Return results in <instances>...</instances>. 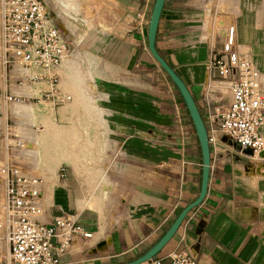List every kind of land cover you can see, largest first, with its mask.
<instances>
[{"label": "crops", "instance_id": "obj_1", "mask_svg": "<svg viewBox=\"0 0 264 264\" xmlns=\"http://www.w3.org/2000/svg\"><path fill=\"white\" fill-rule=\"evenodd\" d=\"M247 2L244 20L239 0L236 31L239 21H245L249 40L241 42L249 46L264 76V0ZM118 3L127 27L121 35L109 37L104 49L106 62L102 69L95 70L103 77V118L110 125L106 134L114 151L110 161L114 170L109 180L112 188L101 205L81 202L78 181L68 176L43 191L47 204L45 221L53 214H76L92 233V238L79 241L70 254L61 257L65 264L123 263L135 259L199 192L200 167L194 163H159L155 160V147L144 138L153 133L150 119L155 101L141 96L140 81L149 74L151 62H156L149 49L144 48L146 27L140 32L136 26L140 0ZM148 3L144 0V9ZM205 3L206 0H164L155 39L157 50L174 67L196 102L208 75L205 62L212 45V38L202 34ZM116 71L130 80L113 77L118 74ZM142 117L149 122H142ZM260 133L264 135V126ZM230 148L232 153H225L222 161L210 167L204 199L187 213L176 233L153 259L161 258L162 264H170L169 252L189 247L201 264H264V176L256 177V158L236 154L235 145ZM238 157L247 160L235 159Z\"/></svg>", "mask_w": 264, "mask_h": 264}, {"label": "built area", "instance_id": "obj_2", "mask_svg": "<svg viewBox=\"0 0 264 264\" xmlns=\"http://www.w3.org/2000/svg\"><path fill=\"white\" fill-rule=\"evenodd\" d=\"M238 5L239 0H206L203 8L202 28L208 24L206 38H212V45L205 62L208 75L196 104L206 129L210 167L222 161L225 153H232V145L238 155L264 160V135L260 133L264 126V76L249 46L237 39ZM137 16L136 26L142 32L144 10ZM0 36V69L5 77L17 69L20 87L41 84L39 99L52 106L72 100L60 81V70L69 62L72 51L45 0H0ZM168 87L184 149L187 121L179 97L173 93L175 87ZM17 94L14 100L23 97L30 102L31 95ZM3 141L5 149L19 147L29 155V141L20 137ZM11 160L0 161V244L5 247L3 251L0 245V264H65L62 256L70 254L79 241L92 238L76 214L62 212L47 221L43 218L47 205L43 197L45 181L57 182L65 176V167L58 166L55 176L45 177L34 171L36 167L33 171L24 169L26 157ZM4 222L5 230H1ZM167 258L170 264H201L189 247L171 251ZM149 264H162V259L152 258Z\"/></svg>", "mask_w": 264, "mask_h": 264}, {"label": "rangeland", "instance_id": "obj_3", "mask_svg": "<svg viewBox=\"0 0 264 264\" xmlns=\"http://www.w3.org/2000/svg\"><path fill=\"white\" fill-rule=\"evenodd\" d=\"M45 1L50 15L64 33L72 51L69 62L60 70V81L63 89L72 94L73 101L64 106L63 104L52 106L48 101L39 99L41 85L33 86L36 84L33 83L29 87H20L17 69H14L11 76L8 73L7 77L0 69V161L4 159L16 161L26 157L24 169L33 171L36 167L34 171L45 177L56 175L55 170H52L53 165L49 163H57L56 167H65V176L78 181V186L81 188L79 191L81 202L94 201L95 204L101 205L107 198L110 187L112 188L109 180L114 170L110 161L114 151H112V141L106 134L110 125L103 118L104 110L101 103L103 77L95 70L102 69V63L106 62L104 49L109 37L121 35L127 27L126 20L122 16L124 11L119 6L118 0ZM247 1L240 0L244 20L247 18ZM152 4L153 1L149 0L147 8L144 9V0H140L138 12L142 14L144 10L143 22L146 21L144 28H147ZM253 7L255 11L257 9L255 1ZM136 18L137 24L138 16ZM244 22L239 21L237 25L240 41L249 40L248 29ZM113 59H116V56ZM151 63L152 67L147 69L149 74L142 78L139 88L142 97H150L155 101L154 113L150 119L153 133L150 138H144L150 139L155 147L157 153L155 160L159 163L173 165L182 162L194 163L200 167V150L197 138L188 122L186 110L178 100L180 110L187 121L188 131L185 136L187 143L182 149L174 111L171 108L172 94L169 92L168 84L170 86L172 84L164 70H159V65L158 68L154 62ZM116 72L118 74L113 77L121 81L130 80V77L119 73L120 71ZM17 93L31 95L30 102L23 101V97L14 100L13 96L18 95ZM173 93L175 96L178 95L176 89ZM6 96H11L12 99L8 100ZM146 120L142 117V122ZM6 137L10 142L19 137L29 141L33 153L27 156L23 149L13 146L5 149L3 140ZM28 150L29 146H26V151ZM235 159L247 160L245 157ZM256 160L258 165L256 177L260 178L264 176V167H262L264 163L258 157ZM75 165L77 169H74ZM248 167L244 169L246 173ZM53 183L52 180H46L45 190H48L46 188ZM1 199L0 195V201ZM3 224L1 230H5L6 224ZM0 245L4 251V244Z\"/></svg>", "mask_w": 264, "mask_h": 264}, {"label": "water", "instance_id": "obj_4", "mask_svg": "<svg viewBox=\"0 0 264 264\" xmlns=\"http://www.w3.org/2000/svg\"><path fill=\"white\" fill-rule=\"evenodd\" d=\"M164 4V0H153L152 8L150 11L149 19L147 22L146 28V37H147V48L149 52L156 60L158 65L169 77L176 91L178 92L179 97L182 99L184 106L188 112L190 121L194 127L195 135L200 149V185L198 195L187 203L181 210L178 212L174 220L164 231V233L142 254L137 256L135 259H132L123 263H98V264H143L151 260L155 255H157L163 247L169 242L173 235L178 230L181 222L187 215V213L196 207L205 197L208 186L209 171H210V150L207 141L206 129L200 111L197 107L196 101L188 89L187 85L184 83L177 71L172 67L167 60L160 54L155 45L156 31L159 21V16Z\"/></svg>", "mask_w": 264, "mask_h": 264}, {"label": "bare ground", "instance_id": "obj_5", "mask_svg": "<svg viewBox=\"0 0 264 264\" xmlns=\"http://www.w3.org/2000/svg\"><path fill=\"white\" fill-rule=\"evenodd\" d=\"M207 26H208V24L205 26V28H203V31H202V34H203V35H205V34L207 33V29H206ZM236 36H237V31H236ZM205 37H206V36H205ZM202 38H203V37H202ZM150 54H151V53H150ZM151 56H152V55H151ZM152 57H153V56H152ZM153 60L156 62V60H155L154 58H153ZM67 63H68V62H67ZM67 63H66V64H67ZM66 64H64V66H65ZM156 64H158V63L156 62ZM64 66H63V67H64ZM160 68H161V67H160ZM161 70H162V69H161ZM35 85H41V84L36 83V84H34L33 86H35ZM78 94H79V93H78ZM80 95H81V94H80ZM79 98H80V97H79ZM80 99L83 100L82 97H81ZM71 101H73V98H72ZM71 101H70V102H71ZM44 102H45V101H44ZM70 102L63 104L62 106L66 105V104H69ZM30 106H32V104H30ZM28 153H33L31 148H29ZM38 156L41 158V155H40V154H39ZM40 158H39V159H40ZM66 158H67V157H66ZM40 160H41V159H40ZM59 161H60V159H59ZM59 161H58V162H59ZM71 161H72V162H75L74 160H71ZM44 163H45V162H44ZM49 164L53 165L52 170L54 169V170H55V173H56V170H57L56 164H57V163H54V164H53V163L50 162ZM91 166H92V165H91ZM54 167H56V168H54ZM75 168L77 169V166H76V165L74 166V169H75ZM54 170H53V171H54ZM54 176H55V175H54ZM55 183H56V182H55ZM89 206H90V207H92V206L95 207L96 205H92V206L89 205ZM94 207H93V208H94ZM4 223H5V222H4ZM3 225H4V224H3ZM5 226H6V225H5ZM2 229H3V228H2Z\"/></svg>", "mask_w": 264, "mask_h": 264}, {"label": "trees", "instance_id": "obj_6", "mask_svg": "<svg viewBox=\"0 0 264 264\" xmlns=\"http://www.w3.org/2000/svg\"><path fill=\"white\" fill-rule=\"evenodd\" d=\"M168 79H169V77H168ZM169 81L171 82V80L169 79ZM171 84L173 85V83L171 82ZM177 92V91H176ZM177 94H178V92H177ZM178 97H179V95H178ZM178 100L180 101V103H182L183 104V106H184V103H183V101H182V99L179 97L178 98ZM184 109L186 110V108H185V106H184ZM186 113H187V116H188V122H189V124L191 125V127H192V130H193V132H194V135H195V130H194V127H193V125H192V123H191V121H190V118H189V115H188V112H187V110H186ZM196 136V135H195ZM199 146V145H198ZM200 150V149H199ZM200 158H201V155H200ZM200 163H201V161H200ZM200 170H201V165H200ZM201 172V171H200Z\"/></svg>", "mask_w": 264, "mask_h": 264}]
</instances>
